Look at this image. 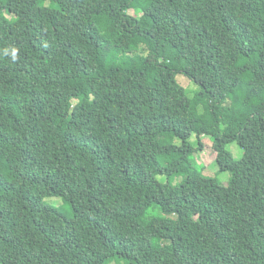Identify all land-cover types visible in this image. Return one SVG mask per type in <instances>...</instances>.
<instances>
[{
	"label": "trees",
	"instance_id": "1",
	"mask_svg": "<svg viewBox=\"0 0 264 264\" xmlns=\"http://www.w3.org/2000/svg\"><path fill=\"white\" fill-rule=\"evenodd\" d=\"M3 1L0 264H264V0Z\"/></svg>",
	"mask_w": 264,
	"mask_h": 264
},
{
	"label": "rangeland",
	"instance_id": "2",
	"mask_svg": "<svg viewBox=\"0 0 264 264\" xmlns=\"http://www.w3.org/2000/svg\"><path fill=\"white\" fill-rule=\"evenodd\" d=\"M1 2L7 4L3 0H1ZM176 80L186 90L189 97H192L195 94V92L198 91V87L195 84H193L191 81H189L183 75H178ZM122 83L124 85L136 86V84L134 82L130 81L129 79L123 80ZM201 141L203 143V147L196 154V156L198 157L199 163H202L204 165L203 174L208 175V176H217L218 179L220 180V182L222 184H224L228 180L229 175H228V173L216 175L215 172L217 170V166L214 162L215 154L212 151L211 139H209L207 137H202ZM227 148H228V150L231 151L234 158L239 159L242 156V150H240L235 143H231L230 145H228ZM60 202H61L60 200L54 201L57 208H59L58 205L60 204Z\"/></svg>",
	"mask_w": 264,
	"mask_h": 264
}]
</instances>
